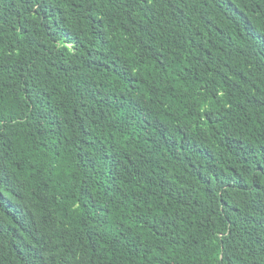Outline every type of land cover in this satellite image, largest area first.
Segmentation results:
<instances>
[{
	"label": "trees",
	"instance_id": "trees-1",
	"mask_svg": "<svg viewBox=\"0 0 264 264\" xmlns=\"http://www.w3.org/2000/svg\"><path fill=\"white\" fill-rule=\"evenodd\" d=\"M0 264H264V0H0Z\"/></svg>",
	"mask_w": 264,
	"mask_h": 264
}]
</instances>
